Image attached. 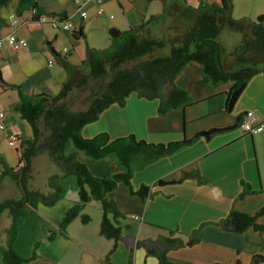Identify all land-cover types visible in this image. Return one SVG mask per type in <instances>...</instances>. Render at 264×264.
<instances>
[{"label": "crops", "instance_id": "obj_1", "mask_svg": "<svg viewBox=\"0 0 264 264\" xmlns=\"http://www.w3.org/2000/svg\"><path fill=\"white\" fill-rule=\"evenodd\" d=\"M199 1L194 0L192 5V0H186V5L192 9L199 6ZM207 1L219 5L223 2ZM38 2L49 13L66 14L78 30L82 29L85 38H76L74 30H55L48 21H34L31 11L17 15V1L1 9L5 26L0 29V38L14 33L27 40L28 46L15 50L4 44L0 48V112H5L7 131L21 135L22 130L27 139L33 136L27 130L29 124L14 110L19 101L18 91L3 87L2 82L19 86L28 95H56L69 77L61 64L62 59L79 68L80 72L88 46L95 49L109 47L110 29L127 30L163 11L161 0H80L82 5L74 0ZM239 3L248 9L253 8L257 0H240ZM233 4L237 6L235 0ZM80 7L87 12V18H81ZM99 8L104 9L102 15H98ZM254 9L257 16L264 14L263 7L257 5ZM11 15L19 18L18 25L11 23ZM65 48L69 50L67 54ZM53 51L59 57H55ZM51 60L53 66H49ZM175 82L188 90L193 99L192 105L185 109L172 110L161 116L158 100L132 94L125 106L113 104L97 121L82 129L86 139L101 133H107L112 140L134 135L153 144L200 135L193 144L134 174L131 181L134 190H140L144 185L151 187L145 202L132 196L123 183L110 194L126 217L123 238L114 254L110 256L115 242L100 233L103 211L96 201L82 211V215L90 218L88 223L83 222L81 215L68 226L66 235L58 231L66 212L78 200L77 192L70 191L53 207L40 205L20 226L15 249L29 259L25 264H159L155 256L148 255L145 243L157 241L169 231H174L175 237L189 241L191 234L199 229L201 240L170 250L167 253L170 261L178 264H235L237 261L253 264L254 257H264L263 232L250 228L237 234L219 225L232 209L255 214L264 207V131L244 135L238 124L250 111L258 121L264 122V72L250 79L231 113L225 110V105L226 93L233 84L206 86L200 64L188 63ZM230 127L233 128L209 139L202 136L215 129ZM78 158L93 175L111 176L114 158L95 160L83 153ZM243 182L248 183L254 193L239 199ZM258 223L264 225V216ZM29 227L34 234L25 237ZM36 243H39L37 250ZM34 254L35 258H32ZM0 264H4L1 254Z\"/></svg>", "mask_w": 264, "mask_h": 264}, {"label": "trees", "instance_id": "obj_2", "mask_svg": "<svg viewBox=\"0 0 264 264\" xmlns=\"http://www.w3.org/2000/svg\"><path fill=\"white\" fill-rule=\"evenodd\" d=\"M12 1H17L16 14L33 12V20L40 21L42 16L68 20L66 14L49 13L38 0H0V29L5 26L1 18V9ZM153 1V0H150ZM163 11L152 15L140 25L127 30L112 28L109 30L110 45L105 49L87 47V56L83 66L89 73L83 75L79 68L65 59L61 64L68 71V80L56 95L25 94L19 86L2 82L3 87L15 88L19 101L14 110L32 129V138L21 140L20 170L10 167L4 156L0 155L2 171L0 182L11 177L21 190L20 198L5 199L0 202V216L7 212L11 224L4 230L5 244H0V254L4 264H25L29 259L22 257L15 249L20 226L25 219L36 213L40 205L55 206L75 190L78 200L68 209L58 226V231L66 235L68 226L79 216L89 203H100L103 211L100 233L113 240L114 247L110 256L117 250L118 242L123 238V220L125 215L119 210L110 194L123 183L132 196L146 201L151 187L142 186L134 190L131 181L134 174L151 163L170 156L185 146L193 144L200 135L192 139L153 144L137 139L134 135L112 140L107 133L94 138L82 136L87 124L97 121L100 115L113 104L125 106L131 94H138L147 100H159L158 113L166 115L172 110L185 109L192 105L193 99L188 90L176 84L177 77L190 62L202 66V79L206 86L217 87L232 83L226 93L225 110L231 113L250 79L264 72L259 68L264 64V14L257 20L247 18L235 20L232 17L233 0H223L222 4L200 0L196 9H190L186 0H161ZM182 20L184 28L175 36L160 35L162 28ZM231 30L241 35L240 42L228 51L220 39L223 31ZM74 36L83 37L82 29L74 30ZM169 48V54L155 56L157 51ZM55 57L59 55L53 51ZM234 59V66L227 67L226 58ZM87 108L73 111L68 101L73 93H86ZM240 122L238 123L240 125ZM225 128L220 131L232 129ZM83 153L86 157L103 160L114 158L110 177H97L88 166L79 160ZM46 154L60 168L59 174L50 176L47 192L30 187L33 160ZM243 191L239 199L254 193L252 187L243 182ZM264 216V207L255 214L232 209L228 217L219 222L223 228L242 234L250 228L264 233V225L258 219ZM84 223L90 218L82 215ZM202 238L201 229L195 231L185 241L175 237L174 231L160 236L157 241L145 243L148 255L155 256L159 264H178L169 260L167 253L196 243ZM39 243L35 244V249ZM32 258H35V254ZM264 262L263 256L254 257L253 264ZM235 264H240L238 261Z\"/></svg>", "mask_w": 264, "mask_h": 264}, {"label": "rangeland", "instance_id": "obj_3", "mask_svg": "<svg viewBox=\"0 0 264 264\" xmlns=\"http://www.w3.org/2000/svg\"><path fill=\"white\" fill-rule=\"evenodd\" d=\"M192 0V5L193 4ZM240 0H235L237 3V6H233V12L232 17L235 20H240L243 18L250 19L252 21L257 20L259 16H257V12L254 9L257 5L264 8V0H257V3L254 5L253 8H246L243 4L239 3ZM234 5V4H233ZM192 9L198 8L191 7ZM184 22L185 20H182L181 22H175L170 25L169 28H162L158 33L160 35H168V36H175L178 32H180L184 28ZM221 41L223 42L224 46L228 51H231L235 45H237L240 42L241 35L235 31L227 30L225 29L220 36ZM108 46H104V49ZM103 49V48H102ZM169 52V48L157 51L155 56L159 55H165ZM226 64L227 67L234 66V59L231 56H227L226 58ZM264 64H261L259 68H263ZM80 73L83 75H87L89 73V70L87 66H83V68L80 70ZM136 94V93H134ZM88 92L86 93H73L71 95L68 105L73 111H82L87 108L86 105V98H87ZM132 95V94H131ZM138 95V94H137ZM139 96V95H138ZM140 97V96H139ZM128 100V99H127ZM157 100V99H155ZM159 101V100H158ZM119 105V104H118ZM111 107V106H110ZM122 107V106H121ZM107 110V109H106ZM5 113V112H4ZM27 126V130H29L30 134H32V129L29 125ZM21 139H27L25 133L21 130ZM21 149V143H17L15 146H10L8 141L2 140L0 141V155L4 156L7 160L10 167L17 168V170H20L21 166L19 164V160L21 157L20 154ZM32 178L30 179V187L32 189H38L43 192H47V183L50 176L54 174L60 173V168L55 164L53 160H51L46 154L40 155L37 158L33 160L32 165ZM2 166L0 164V174L2 171ZM1 188H0V200L2 199H11V198H18L20 196L21 190L16 185L14 180L11 177H6L2 182H0ZM74 191L75 190H70ZM69 191V192H70ZM128 222V219L126 220ZM11 222V218L8 216V213L5 212L0 216V244H5L6 237L4 235V227H6ZM33 229L31 227L28 228V231L24 233V236H30L34 233H32ZM18 239V238H17ZM25 245V241L23 242Z\"/></svg>", "mask_w": 264, "mask_h": 264}, {"label": "built area", "instance_id": "obj_4", "mask_svg": "<svg viewBox=\"0 0 264 264\" xmlns=\"http://www.w3.org/2000/svg\"><path fill=\"white\" fill-rule=\"evenodd\" d=\"M77 4L82 5L80 0H74ZM104 13L103 8L98 9V15H102ZM79 14L81 18L85 19L87 18V12L82 9V7L79 8ZM11 20V23L13 25H18L20 20L16 15H11L9 17ZM40 21H48L55 30H77L74 26V24L69 20H62L59 16L57 17H46L42 16L40 18ZM8 45L12 47L15 50H20L22 48H25L28 46L27 40L24 38H18L14 33H11L9 35H6L2 38H0V48L4 45ZM65 54L69 52L67 48L64 50ZM54 61L51 60L49 62V66H53ZM5 119V113L0 112V141L5 140L8 141L10 146H15L17 143H21V137L18 134L9 133L7 131L6 124L4 122ZM240 128L244 135H253L257 133H261L264 131V122H260L257 120L255 114L253 112H247L245 116L242 118L240 123ZM138 219V218H136Z\"/></svg>", "mask_w": 264, "mask_h": 264}, {"label": "water", "instance_id": "obj_5", "mask_svg": "<svg viewBox=\"0 0 264 264\" xmlns=\"http://www.w3.org/2000/svg\"><path fill=\"white\" fill-rule=\"evenodd\" d=\"M218 132H221L220 130H212L211 132L209 133H203L202 136L206 137L207 139L211 138L214 134L218 133ZM161 184H163V182H160Z\"/></svg>", "mask_w": 264, "mask_h": 264}]
</instances>
